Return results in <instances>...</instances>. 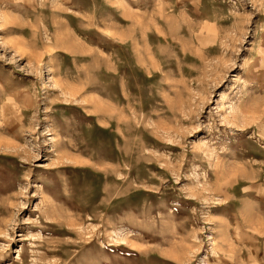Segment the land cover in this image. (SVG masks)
Returning <instances> with one entry per match:
<instances>
[{"label": "rangeland", "instance_id": "obj_1", "mask_svg": "<svg viewBox=\"0 0 264 264\" xmlns=\"http://www.w3.org/2000/svg\"><path fill=\"white\" fill-rule=\"evenodd\" d=\"M0 264H264V0H0Z\"/></svg>", "mask_w": 264, "mask_h": 264}]
</instances>
